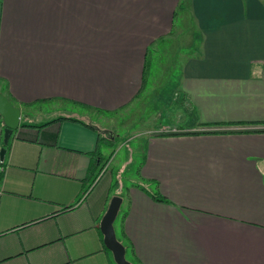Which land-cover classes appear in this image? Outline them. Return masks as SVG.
Listing matches in <instances>:
<instances>
[{"label": "crops", "instance_id": "crops-1", "mask_svg": "<svg viewBox=\"0 0 264 264\" xmlns=\"http://www.w3.org/2000/svg\"><path fill=\"white\" fill-rule=\"evenodd\" d=\"M177 18L195 47L171 93H149V51L175 44ZM0 93L21 115L0 264H116L100 231L115 196L132 264H264V0H0ZM145 100L161 113L125 188L114 123Z\"/></svg>", "mask_w": 264, "mask_h": 264}, {"label": "rangeland", "instance_id": "rangeland-1", "mask_svg": "<svg viewBox=\"0 0 264 264\" xmlns=\"http://www.w3.org/2000/svg\"><path fill=\"white\" fill-rule=\"evenodd\" d=\"M180 19L177 18L175 27V44L169 43L163 48H152L149 51V57L147 59V88L146 90L155 91L161 96H167L171 93L170 88L173 81H176L179 65L183 57L193 51L190 45L192 35L196 34V31L192 29L190 25L180 26ZM173 47H175V62L173 56ZM175 65V68H174ZM147 100V98H146ZM145 100V101H146ZM158 102L146 101L142 105H138L136 108H132L131 112L128 110V115L118 117L114 125L118 129V134L121 137V141L113 147V162L111 168L114 169V173L120 166H123V170L119 175L121 182L128 188L130 185V178L135 179L140 168L142 156L139 153L141 147L138 145L144 143V135L142 131L149 128V124H152L154 120L158 119V115L161 110H156ZM159 105V104H158ZM97 116V115H96ZM101 122L92 116V120L103 128L111 122L113 123L114 116L110 118L106 115H99ZM105 124V125H104ZM109 129V128H108ZM109 156V158H110ZM109 158L105 161L103 167L107 164V169L110 167ZM127 162V163H125ZM109 163V164H108ZM125 163V164H124Z\"/></svg>", "mask_w": 264, "mask_h": 264}, {"label": "water", "instance_id": "water-1", "mask_svg": "<svg viewBox=\"0 0 264 264\" xmlns=\"http://www.w3.org/2000/svg\"><path fill=\"white\" fill-rule=\"evenodd\" d=\"M0 117L4 126L3 145L0 150V162L6 153V145L12 134L18 129L20 123V110L11 101L0 93ZM121 205V198L115 196L111 199L108 209L101 219L100 231L103 235V244L112 254L116 264H132L125 258V247L117 240L113 223Z\"/></svg>", "mask_w": 264, "mask_h": 264}, {"label": "trees", "instance_id": "trees-1", "mask_svg": "<svg viewBox=\"0 0 264 264\" xmlns=\"http://www.w3.org/2000/svg\"><path fill=\"white\" fill-rule=\"evenodd\" d=\"M153 198H156V199H159V200H163V198L162 197H160V196H153Z\"/></svg>", "mask_w": 264, "mask_h": 264}, {"label": "built area", "instance_id": "built-area-1", "mask_svg": "<svg viewBox=\"0 0 264 264\" xmlns=\"http://www.w3.org/2000/svg\"><path fill=\"white\" fill-rule=\"evenodd\" d=\"M107 164L102 168V173L105 171V170H107Z\"/></svg>", "mask_w": 264, "mask_h": 264}]
</instances>
